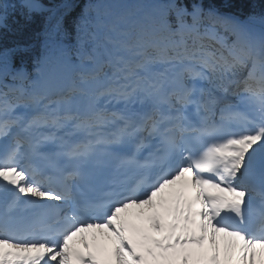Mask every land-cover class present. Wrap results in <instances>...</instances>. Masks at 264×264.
Listing matches in <instances>:
<instances>
[{"label": "snow or ice", "instance_id": "snow-or-ice-1", "mask_svg": "<svg viewBox=\"0 0 264 264\" xmlns=\"http://www.w3.org/2000/svg\"><path fill=\"white\" fill-rule=\"evenodd\" d=\"M10 16L0 264H264V14L0 0V32Z\"/></svg>", "mask_w": 264, "mask_h": 264}, {"label": "trees", "instance_id": "trees-1", "mask_svg": "<svg viewBox=\"0 0 264 264\" xmlns=\"http://www.w3.org/2000/svg\"><path fill=\"white\" fill-rule=\"evenodd\" d=\"M86 2L87 0H80L81 5ZM216 3L222 11L236 15L240 19H246L250 15L264 14V0H216ZM15 19L18 20L19 17L16 16ZM8 23L9 28L0 32V47H10L14 41L22 37L13 23V17L10 16Z\"/></svg>", "mask_w": 264, "mask_h": 264}]
</instances>
